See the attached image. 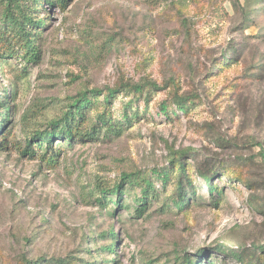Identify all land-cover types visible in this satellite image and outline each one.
I'll return each mask as SVG.
<instances>
[{"label": "rangeland", "instance_id": "1", "mask_svg": "<svg viewBox=\"0 0 264 264\" xmlns=\"http://www.w3.org/2000/svg\"><path fill=\"white\" fill-rule=\"evenodd\" d=\"M5 7L0 0V46L15 54L0 56V120L10 132L0 148V264H264V0L45 6L37 59L9 43ZM148 79L164 88L148 104L132 101L129 122L133 93L114 100L120 133L99 127L71 144L56 136L53 148L24 154L83 92ZM172 89L200 100L167 118L159 107ZM102 109L87 112V128ZM179 158L194 182L182 209ZM200 172H217V192ZM125 174L139 179L101 198ZM143 178L152 187L139 215Z\"/></svg>", "mask_w": 264, "mask_h": 264}, {"label": "trees", "instance_id": "2", "mask_svg": "<svg viewBox=\"0 0 264 264\" xmlns=\"http://www.w3.org/2000/svg\"><path fill=\"white\" fill-rule=\"evenodd\" d=\"M5 2V17L7 22V33L8 37L12 42L16 43L21 47L25 55L30 54L32 58L37 59L39 56V49L37 47V29H40L47 16L42 19H38L39 14H42V10H45V6L58 7L64 9L70 0H3ZM15 52L6 45L0 46V56L4 58L11 57ZM164 87L153 80H146L142 83L133 82H122L116 88H110L106 92L100 90H94L91 94L83 92L73 101V105H69L66 113L52 123V127L48 130L37 132L34 136L29 137V143L25 149L24 154H31L34 156L37 153V149H41L45 143H48L46 149L53 148L52 140L56 136H61L63 139L68 140L69 144L74 142L76 139H86L96 135V128L100 127L109 133H120L122 123L116 120L117 117L113 114V102L118 97L120 92H132L133 98L128 105L125 107L123 117L126 121L131 120V116L127 112V109L131 105L132 101L143 100L148 104L154 97L155 93L162 90ZM102 96V97H101ZM200 100L198 95H180L176 89H172L167 98L161 102L159 112L166 115L167 118H171L173 115L179 113H187L190 106L196 104ZM103 105V109L96 113V123L91 128H87V112L91 110L94 105ZM132 114H137L132 113ZM2 117V114L0 115ZM5 124L0 120V148L5 145V141L9 138L10 132L4 131ZM90 130V131H89ZM49 139V140H48ZM48 140V141H47ZM36 146V149H35ZM47 156V155H46ZM59 156V150L55 151L48 158V162H56ZM217 172L204 173L200 172L199 176L207 182V186L211 192L218 191L217 186L214 185V177ZM177 176L178 181L176 183L177 197L174 200V205L177 208H185L190 200L187 192L194 186V182L188 175V167L186 162L182 158L178 159L177 165ZM225 176V174H224ZM163 178L167 181V175L164 174ZM139 179V178H138ZM137 179V180H138ZM136 178L132 175H124L123 179L115 183L111 187H107L102 190L104 200L108 201V195H120L123 193L125 183H134ZM136 180V181H137ZM140 185L142 186L141 192L142 197L137 199L136 211L139 215H142L147 208V200L149 192L152 187L150 179L143 178ZM117 202H120L118 198ZM112 234V243L110 249H114L116 245L117 237L114 232ZM239 261L243 263V258L238 254H233ZM181 264H202L198 260H192L190 257L183 260ZM247 264V263H246ZM251 264V263H248Z\"/></svg>", "mask_w": 264, "mask_h": 264}]
</instances>
